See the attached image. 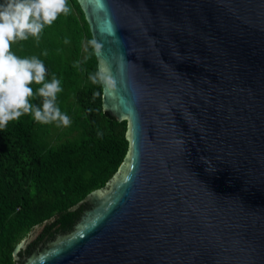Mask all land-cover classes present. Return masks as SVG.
Wrapping results in <instances>:
<instances>
[{
    "label": "water",
    "instance_id": "1",
    "mask_svg": "<svg viewBox=\"0 0 264 264\" xmlns=\"http://www.w3.org/2000/svg\"><path fill=\"white\" fill-rule=\"evenodd\" d=\"M119 167L21 264H264V0H77Z\"/></svg>",
    "mask_w": 264,
    "mask_h": 264
},
{
    "label": "trees",
    "instance_id": "2",
    "mask_svg": "<svg viewBox=\"0 0 264 264\" xmlns=\"http://www.w3.org/2000/svg\"><path fill=\"white\" fill-rule=\"evenodd\" d=\"M67 2L70 13L45 25L39 38L11 45L16 56L43 61L46 82L53 75L61 81L56 104L71 123L42 124L29 113L0 129V264H21L12 250L35 227L41 230L18 252L20 259L71 228L86 196L126 154L127 121L102 109L101 82L89 79L98 71L89 27L78 1ZM41 86L30 85L34 93ZM30 102L39 107L42 98L34 95Z\"/></svg>",
    "mask_w": 264,
    "mask_h": 264
},
{
    "label": "clouds",
    "instance_id": "3",
    "mask_svg": "<svg viewBox=\"0 0 264 264\" xmlns=\"http://www.w3.org/2000/svg\"><path fill=\"white\" fill-rule=\"evenodd\" d=\"M70 11L67 0H4L0 3V129L29 113L42 124L59 121L65 127L70 125V118L56 104L57 93L62 91L61 81L53 75L51 81L46 82L43 61L35 56L20 58L11 51L12 43L29 36L39 38L45 25H51L58 15H67ZM91 43L100 54L101 46L96 41ZM89 79L93 84L102 82L108 87L113 84L104 63ZM33 83L42 85L35 93L30 87ZM34 95L42 98L41 106L30 102Z\"/></svg>",
    "mask_w": 264,
    "mask_h": 264
},
{
    "label": "rangeland",
    "instance_id": "4",
    "mask_svg": "<svg viewBox=\"0 0 264 264\" xmlns=\"http://www.w3.org/2000/svg\"><path fill=\"white\" fill-rule=\"evenodd\" d=\"M4 2V0H0V3ZM41 230V226L35 227L34 230H32L33 234H38Z\"/></svg>",
    "mask_w": 264,
    "mask_h": 264
},
{
    "label": "flooded vegetation",
    "instance_id": "5",
    "mask_svg": "<svg viewBox=\"0 0 264 264\" xmlns=\"http://www.w3.org/2000/svg\"><path fill=\"white\" fill-rule=\"evenodd\" d=\"M45 243V242H44ZM43 244L42 243H38L37 244V248H40ZM21 258H23V256H21Z\"/></svg>",
    "mask_w": 264,
    "mask_h": 264
}]
</instances>
